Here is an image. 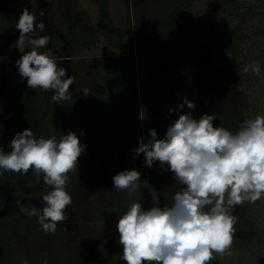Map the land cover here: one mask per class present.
I'll return each instance as SVG.
<instances>
[{
	"label": "rangeland",
	"instance_id": "rangeland-1",
	"mask_svg": "<svg viewBox=\"0 0 264 264\" xmlns=\"http://www.w3.org/2000/svg\"><path fill=\"white\" fill-rule=\"evenodd\" d=\"M153 1L156 0H109L113 21L109 28L100 3L95 0H0V99L7 104H0V143L6 142L3 134L9 121L17 127L14 129L17 133L32 126L34 129H30L37 138L47 139L53 135L59 138L69 131L79 136L83 131L85 135L80 140L86 145L85 153L78 158V169L68 174L67 191L72 196V203L66 210L68 218L58 223L54 234H45L38 219L24 217L25 213L17 205L5 206L7 213H0V264H24L25 261L27 264H102L105 260L100 256L106 247L112 251L111 264L123 261L116 224L126 211L129 196L127 192L114 189V172L110 165L116 155L124 159L130 157V153L133 158L138 140L141 137L147 140L142 119V95L154 91L153 88L145 91L140 88L143 75L140 79L137 77L139 70L141 74L142 70L150 73L140 45H144V49L154 47L153 40L144 36L146 12ZM249 1L251 6L255 5L256 0ZM210 3V0H201L187 13L175 12L169 21L177 22L184 36L195 44L209 45L212 55L206 60L212 66L220 67L222 47L218 37L221 35L211 28L217 11ZM25 7L37 15L41 9L46 12L45 17L38 16V20L43 19L46 23L41 35L53 37L47 47L53 50L58 63L68 69V74L75 77L70 87L71 99L63 101V106H56L51 91L28 87L26 79H22L17 70L16 61L21 53L15 46L19 37L15 26ZM205 13L211 16L207 18ZM115 30L117 35L108 39L110 31ZM75 32L79 38L75 37ZM159 43L157 38L156 44ZM243 52L248 64L257 61L262 69L261 76L249 72L243 86L230 88L233 95L244 94L248 107L245 115L249 119L264 115V40L253 41ZM7 81H16L23 86L25 92L21 96L28 100L24 110H17L13 116L10 114L9 119L6 116L15 96L5 98L3 85ZM85 89L89 91L87 96H84ZM176 95L180 104L185 98L196 106L200 104L196 92L187 82L179 85ZM21 102L18 99L16 109L22 106ZM103 142H117L119 146L111 150L108 144H101ZM133 161L142 173L141 180L151 181L157 191L163 188L159 177L168 183L167 190L172 194L181 190V185L173 180V174L162 170L158 164L153 169L154 185L143 154ZM4 174L0 175V190L7 182L3 180ZM37 188L42 191L37 201L43 202L45 186L41 183ZM143 197L146 206H150L149 194L147 196L143 191ZM253 205L264 232V200ZM100 242L102 245L94 254V248ZM214 256L216 258L210 264H264V235L263 242L255 248L242 252L233 239L232 246L223 255L214 253Z\"/></svg>",
	"mask_w": 264,
	"mask_h": 264
},
{
	"label": "clouds",
	"instance_id": "clouds-1",
	"mask_svg": "<svg viewBox=\"0 0 264 264\" xmlns=\"http://www.w3.org/2000/svg\"><path fill=\"white\" fill-rule=\"evenodd\" d=\"M38 16L43 18L46 12L41 9L37 15L27 7L22 9L15 26L19 30L15 46L21 53L16 67L28 87L51 91L52 101L60 104L71 98L75 77L47 47L53 37L41 35L46 23ZM242 71L262 75L257 61ZM88 94L85 89L84 96ZM185 105L191 111L183 112ZM195 108L185 98L173 110L183 114L164 137L151 129L150 139L141 137L134 149V159L143 154L145 167L158 164L181 185L170 206L161 205V191L148 180L142 181L138 169H125L112 177L114 189L129 196L126 211L116 224L120 259L126 264H210L216 258L214 253L223 255L233 244L238 222L233 215L235 206L264 200V115L244 120L233 132L214 126V113L194 118ZM84 135L83 131L79 136L69 131L45 139L37 138L28 128L14 135L10 151L0 147V175L27 174L31 169L41 177L46 189L42 205L30 209L21 201L16 205L36 217L45 234H54L58 223L68 218L66 210L72 203L68 174L78 169V158L86 151L80 140ZM144 190L150 196V206L144 203Z\"/></svg>",
	"mask_w": 264,
	"mask_h": 264
},
{
	"label": "trees",
	"instance_id": "trees-1",
	"mask_svg": "<svg viewBox=\"0 0 264 264\" xmlns=\"http://www.w3.org/2000/svg\"><path fill=\"white\" fill-rule=\"evenodd\" d=\"M95 1L100 3L103 17L109 28H112L109 0ZM199 2L201 0H156L149 5L150 10L146 12L144 36L148 40H153L154 47L144 49V45L140 46L151 74L144 70L141 74L139 70L137 78L140 79L143 75L142 86L139 83L140 88L144 91L146 88H153L154 91L151 94L142 95V119L147 140L150 139L148 132L151 129H155L158 137L162 139L167 128L178 119L179 114H182L173 110L180 104L176 93L183 82L190 85L200 101L192 113L194 118L198 119L205 113H214L216 116L214 126L225 127L233 132L239 129L244 120L248 119L245 115L248 107L244 94L233 95L230 88L243 86L246 80L248 73L245 74L242 71L243 67L248 64L243 52L244 47L255 40H264V0H256L253 6L249 0H210L209 5L217 11L213 15L215 17L211 28L221 35L218 37L222 47L220 57L222 66L220 67L212 66L207 62L206 59L212 55L209 45L195 44L184 36L177 22L169 21L175 12L187 13L193 5ZM205 16L209 18L211 15L207 13ZM129 24L131 31V21ZM117 32V30L110 31L107 38L116 36ZM75 37L79 38L77 32H75ZM157 38L159 44H156ZM115 47L119 48V46ZM24 92L25 89L22 94ZM189 111L191 110L184 107L183 112ZM16 128L12 122H6L3 134L6 141L4 148L6 152L10 151L9 144L17 133L14 131ZM30 128L34 129L32 126ZM101 144H108L111 150L119 146L117 142ZM129 155L130 157L124 159L123 157L119 159L117 155L113 156L114 162L110 168L113 169L114 175L125 169L136 168L130 153ZM153 169L154 166L151 169L148 168L149 172L147 171L149 178L152 175V182ZM5 176L12 182L15 194H19L25 185L24 181L36 175L30 169L27 174L5 172ZM159 179L163 182V188L160 189L161 205L170 206L173 203L174 194L167 190L168 183L160 177ZM32 182H34L33 179ZM145 193L148 196L147 190H144ZM233 215L238 217L234 239L240 251L245 252L263 242L264 232L259 222V213L253 204L245 203L235 206ZM111 258L102 261V264H111Z\"/></svg>",
	"mask_w": 264,
	"mask_h": 264
},
{
	"label": "flooded vegetation",
	"instance_id": "flooded-vegetation-1",
	"mask_svg": "<svg viewBox=\"0 0 264 264\" xmlns=\"http://www.w3.org/2000/svg\"><path fill=\"white\" fill-rule=\"evenodd\" d=\"M16 84V86L14 85ZM5 86V98L6 99H12L15 96V99L11 102L10 106V112L7 114L6 118L9 119L10 117H8L10 114L11 116H13L14 114H16L17 110L22 111L24 110V107L26 106L28 100L25 98H22L21 94L24 91L23 86H21L18 82L16 81H7ZM18 89H17V88ZM18 99L20 101H22V106H20L17 110H16V104L18 103ZM71 99V98H70ZM74 103V101H73ZM0 104L3 106H6V102L3 101L2 99H0ZM6 104V105H5ZM57 107L63 106V103L61 102L60 104L55 103ZM62 104V105H61ZM18 113V112H17ZM1 144V143H0ZM3 149L5 148V144L2 145ZM32 173L34 175H36L33 171ZM6 180L7 182L3 185L4 187L1 188L2 190H0L1 196H5L3 197V199L0 198V213L1 215H5L7 212L5 211V206L6 205H10V206H14L16 205V201H21L23 206L26 208H31L33 205L39 207L42 205L43 202H38V196L42 195V191L38 190L39 188H37L39 186V184L42 183V179L39 176H35V177H30L29 180L24 181L25 185L22 188V192L19 194H15V189L14 186L12 185V182L9 181V179L5 176H3V180ZM32 179L34 180V182H32ZM40 179V181H39ZM22 182V181H20ZM37 183L36 187L35 184ZM5 201V202H4ZM18 208V207H17ZM19 209V208H18ZM24 217H34V216H28L25 213ZM35 218V217H34ZM33 219V218H31ZM103 241V240H102ZM101 241V242H102ZM99 243L98 245H96L97 247L94 248V254H97V250L99 249V246L102 245V243ZM101 258H103L105 261L108 260L109 258H111L112 256V251L110 250V248L106 247L103 249V251L101 252ZM123 261H121L120 263L122 264Z\"/></svg>",
	"mask_w": 264,
	"mask_h": 264
}]
</instances>
